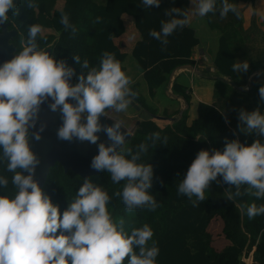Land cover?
Segmentation results:
<instances>
[{"label":"trees","instance_id":"1","mask_svg":"<svg viewBox=\"0 0 264 264\" xmlns=\"http://www.w3.org/2000/svg\"><path fill=\"white\" fill-rule=\"evenodd\" d=\"M261 1L263 0H229V3L236 5L239 17L232 12L222 17L219 9L205 16L208 23L220 32L218 48L214 54H210L215 71H208L206 66H200L212 81L211 102H199L191 120L192 91L185 80L192 72L179 71L173 81L172 91L184 96L189 104L181 118L176 119L173 124L161 125L151 116H143L131 139L123 146L125 153L129 148L135 153L141 143L148 145V151L141 154L139 162L153 167L149 192L155 197L159 207L155 211L138 208L128 212L121 198L115 195L122 191L125 181L113 183L110 174L101 171L88 177L108 193V210L117 222L124 220L126 233L130 235L133 229L145 224L152 228V241L159 248L156 264H245L243 256L251 251L252 264H264V215L250 220L243 211L251 203L258 206L264 204V199L246 194L229 201L226 199L227 191L235 192V189L225 183L222 176H218L217 181H213L212 186L206 189V199L199 206L194 207L187 196L178 194V186L200 150L223 151L226 139H239L248 145L256 139L264 142V137L245 135L238 131V116L242 109L249 112L259 109L264 113V102H261L259 96V88L264 86V28L263 21L260 20L263 13L262 9L256 7V3ZM16 2L18 14L10 12L7 22L8 28L16 31V35L10 40L14 54L22 50V41L27 42L29 26L39 24L42 27L36 41L39 48L44 51L50 48L52 56L66 61L74 69L73 85L84 71L76 63L74 56H79L81 62L87 59L90 67H98L102 53L108 51L115 55L122 70H125L127 53L121 42L127 31L126 17L132 18L140 35L133 48V56L139 63L146 82L143 92L140 81H133L131 87L137 93L133 101L149 115L178 116L181 110L180 100L166 93L170 75L178 66H196L193 54L198 46L206 54L205 42L191 23L182 29L177 28L168 37L166 47L149 36V31H159L161 22L171 19L165 15L170 8H179L188 14L189 0H161L159 7L147 9L141 4V0H105V3L96 0H35L37 7L34 9L25 6L27 0ZM58 3H62V6L57 7ZM219 3L220 0H217L218 5ZM249 6L250 15L247 13ZM62 13L68 14L70 23L76 29L75 34L70 29L65 30L60 23ZM44 29L48 31L45 32ZM245 60L249 62V70L244 73L234 72L233 64ZM204 62L206 64V59ZM257 71L263 74L255 79L248 91L237 90L228 80L215 77L231 76L235 83L245 87L250 76ZM162 98L171 100L174 110L170 111V106L163 104ZM150 99H156L154 106L148 102ZM158 105L163 108L161 113ZM155 132L160 133V140L149 139ZM0 175L9 180L7 188H0V195H13V173L7 172L6 162L2 160ZM85 179L72 169L66 171L57 162L50 168L41 188L59 206L62 214L76 198ZM218 219L222 220V234L228 242L220 248L214 245V234L210 229L211 223ZM152 241H149V246Z\"/></svg>","mask_w":264,"mask_h":264},{"label":"clouds","instance_id":"2","mask_svg":"<svg viewBox=\"0 0 264 264\" xmlns=\"http://www.w3.org/2000/svg\"><path fill=\"white\" fill-rule=\"evenodd\" d=\"M160 3L161 0H141L145 9L159 7ZM25 6L37 7L35 0H27ZM217 9L222 17L229 12L240 15L229 0H220L219 5L217 0H198L196 14L203 17ZM10 12L18 14L16 0H0V24L8 22ZM165 15L171 19L162 21L159 31L150 30L149 36L166 47L168 37L186 26L189 17L175 7ZM60 23L75 34L67 13L61 14ZM41 32L39 24L30 25L27 42H21L22 50L0 65V160L6 162L7 172L13 173L14 189L13 195H0V264H125L126 260L127 264H156L159 248L152 241V228L145 224L133 229L130 235L126 233L124 220L117 222L108 210V193L91 179L84 180L76 198L62 214L35 179L40 159L30 141H39L46 125L35 132L32 129L36 127L41 105L51 98V111L62 115L59 139L75 138L96 144L97 133L103 131L112 141L110 146L99 143L91 167L109 173L113 183L125 181L122 191L115 195L121 198L126 210L155 211L159 207L149 192L153 167L139 162L148 145L141 143L135 153L130 148L125 153L123 146L129 134L121 131L122 121L114 119L113 125L100 123V118L107 116L106 110L126 112L137 95L120 61L105 51L99 66L90 67L87 59L81 62L79 56H74L84 71L73 85L74 69L39 48L36 41ZM249 67L245 60L233 64V71L244 73ZM259 96L264 102V86L259 88ZM238 119L240 133L264 137V113L259 109H242ZM149 139L160 140V133H152ZM218 176L235 189L227 191L229 201L246 194L264 199V142L256 139L248 145L239 139H226L223 151L200 150L180 182L178 194L187 196L194 207L199 206L206 199V189ZM8 185V178L0 175V188ZM243 211L251 220L264 215V204L251 203Z\"/></svg>","mask_w":264,"mask_h":264},{"label":"water","instance_id":"3","mask_svg":"<svg viewBox=\"0 0 264 264\" xmlns=\"http://www.w3.org/2000/svg\"><path fill=\"white\" fill-rule=\"evenodd\" d=\"M0 26V65H2L4 62L11 60L15 56L11 53L12 49L14 48L13 45L10 44V40L16 35V31L14 29H9L7 23L0 24ZM45 51L50 55L52 53L50 48L46 49ZM205 56L209 65L207 67V70L215 71L211 56L207 53L205 54ZM179 71H190L198 75H201V72L199 68L192 64L178 66L175 70L172 71L166 88V93L173 98L185 101L184 96L176 95L172 91L173 81L177 75V72ZM262 74L263 72L261 71L253 73L249 78V83L245 87L239 86L237 83H235L231 76L221 77L216 75L215 77L220 80H228L230 84L237 90L248 91L253 86L255 79ZM71 83H73V77L71 78ZM71 102L74 103V101ZM51 103L52 100L51 98H49L41 105L39 119L37 121L35 129H32V131L35 132L40 129L41 125H46L44 131L42 132V138L39 141L35 139H32L30 141L33 151L40 159V164L38 165L35 173V179L39 182L40 187L44 185L50 168L57 162H60L66 171L72 169L84 178H88L91 175L97 174L99 171L91 167V161L93 157L98 154V145L101 142L105 143L108 146L112 144V141L108 139L107 134L103 131L97 133V135L99 136V140L96 144H92L90 142H81L80 140L75 138L71 141L59 139L57 136V131L63 122L62 115L59 111H51L49 107ZM131 104H133L138 111L141 110V107L135 104L133 100ZM188 107L189 104L185 101V106L181 107V110L177 117H167L158 114H152L150 116L156 120H169L170 124H173L176 119L181 118L184 110ZM140 122L141 119H138L135 127L131 129L122 126L121 131L129 134L126 135L125 143L131 139L132 135L134 134L135 128L140 124ZM100 123L103 125H113L115 121L109 116H102L100 118Z\"/></svg>","mask_w":264,"mask_h":264},{"label":"rangeland","instance_id":"4","mask_svg":"<svg viewBox=\"0 0 264 264\" xmlns=\"http://www.w3.org/2000/svg\"><path fill=\"white\" fill-rule=\"evenodd\" d=\"M99 3H105V0H96ZM190 1V9H189V13H188V17H189V23H191V25L197 30L199 36L204 40L205 45H206V53L207 54H214L215 51L218 48V42H219V36H220V32L218 29L213 28L207 21L206 17L203 16H199L196 14V5L198 3V0H189ZM57 7L62 6V3H58ZM261 6V7H260ZM256 7L262 8V17L260 18L261 21H263V28H264V0L261 2H257L256 3ZM249 15L251 13V6H249L248 8V12ZM126 24H127V31L125 33V35L122 37V44L125 45L123 46V50L127 53L126 55V59H125V72L126 74L131 78L132 81H140L141 83V89L143 91V87H145L146 82L142 76V69L139 65V63L137 62L136 58L133 56V48L136 44V42L140 39V35L139 32L137 31L135 24L132 20V18L130 17H126ZM45 32H47L48 30L44 29ZM120 42V39L119 41ZM14 48V47H13ZM12 55H15L13 52V49L11 51ZM191 77H188V79L185 80L186 84L191 87V94H192V100H191V111L193 113L196 114V108L199 102L204 101V102H211V94H212V85L208 82L205 81H211L210 78L207 77L208 73H203L202 76L199 75H194L192 76V74L190 73ZM209 76V75H208ZM144 92V91H143ZM180 100V99H178ZM151 101V102H150ZM150 101L148 100V102L151 105H155L154 103H156V99H150ZM162 103L166 104L167 106H170V111L174 110L175 106L172 105V101L167 99V98H162ZM159 103V102H157ZM163 104L160 103V105ZM157 105V104H156ZM180 105L181 107L185 106V101H180ZM160 108L159 113H161V110L163 108ZM144 110V109H142ZM138 111L133 105H129V108L126 112H122V113H116L112 110H110L109 112H106L107 116H109L110 118H113L115 120H120L122 121V126H124L125 128H134L136 125V122L138 119H142L143 116L144 117H149L150 115L148 113H146L145 111ZM192 113V115H193ZM161 115V114H158ZM152 118V117H151ZM157 122L161 125L163 124H167L170 123L169 120H157ZM212 186V184H211ZM220 221H222L220 219ZM219 221V219L217 221H213L211 223L210 229H212L213 234H214V245H216V247L220 248L221 246L226 245L228 242L227 240L224 238L223 234H222V227L223 224ZM251 252L249 253V255H246L247 258L250 256Z\"/></svg>","mask_w":264,"mask_h":264},{"label":"crops","instance_id":"5","mask_svg":"<svg viewBox=\"0 0 264 264\" xmlns=\"http://www.w3.org/2000/svg\"><path fill=\"white\" fill-rule=\"evenodd\" d=\"M261 3H262V1H261ZM261 7V6H260ZM191 8V7H190ZM189 8V9H190ZM259 9H262V8H259ZM197 51L196 52H194V54H193V56H194V59L196 60V67L197 68H199V70H200V72L202 73V75H203V72H202V70H201V68H200V66H206V67H208L209 65H208V62H207V59H206V56H205V54H204V52H203V50H202V47L201 46H198L197 47V49H196ZM204 59H206V64H204L205 62H204ZM178 73V72H177ZM192 74V76H194L195 74L194 73H191ZM194 74V75H193ZM178 75V74H177ZM196 75H198V74H196ZM201 75V76H202ZM200 76V75H199ZM191 77V76H190ZM191 79H192V77H191ZM193 80V79H192ZM205 82H208L209 83V85L211 84L212 85V81H205ZM211 97H212V94H211ZM180 101H182V100H180ZM191 113H193L192 111H191ZM195 116V113H193V115L191 116V120H192V118ZM191 120H189V123L191 122Z\"/></svg>","mask_w":264,"mask_h":264},{"label":"built area","instance_id":"6","mask_svg":"<svg viewBox=\"0 0 264 264\" xmlns=\"http://www.w3.org/2000/svg\"><path fill=\"white\" fill-rule=\"evenodd\" d=\"M243 259L245 261V264H252V262H253V253L251 252V254H250V256L248 258H247L246 255L243 256Z\"/></svg>","mask_w":264,"mask_h":264}]
</instances>
